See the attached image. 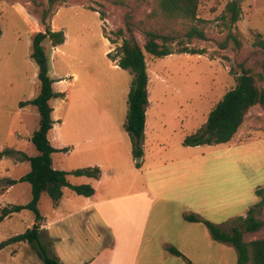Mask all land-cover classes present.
Instances as JSON below:
<instances>
[{
  "label": "rangeland",
  "instance_id": "1",
  "mask_svg": "<svg viewBox=\"0 0 264 264\" xmlns=\"http://www.w3.org/2000/svg\"><path fill=\"white\" fill-rule=\"evenodd\" d=\"M230 1L200 0L201 21L196 24L205 30L207 38L194 39L188 44L185 34L193 23L167 19L159 0H0V150L10 148L29 157L39 154L33 136L39 128L40 114L34 104L23 103L40 93L38 67L31 57L32 39L34 34L45 30L42 13L51 7L49 24L53 30H62L65 34V42L60 46H53L50 40L44 42L50 75L56 80L54 88L65 93L64 97L51 101L55 123L49 139L57 149L52 156L53 166L69 172L71 184H90L98 189L102 199L125 197L111 204L110 218L98 214L96 209L76 212L67 221L58 223L51 233L71 235L72 231L75 247L90 255L99 251L102 255V250L109 248L108 244L104 245L108 240L103 233L115 235L110 231L112 222L121 227L131 224L130 228H134L133 220L140 216L130 195L146 187L145 168L160 166L167 170L174 164L173 168L179 169L185 164L181 161L189 156L197 157L187 159V164L195 167L196 181L203 183V179H210L226 186L228 215L221 218L224 222L240 214L235 209L246 216L247 210L258 202L253 188L264 184V110L259 105L250 109L233 141L184 144L187 136L205 127L214 107L236 86L241 63L261 71V56L255 51L254 41L258 33L264 35V0H240L241 17L232 30L243 46L237 49L230 42L224 49L220 44L231 29L224 18ZM128 11L134 14L136 35L141 43L145 42L144 32L154 30L173 34L190 48L202 50V54L181 53L183 45L177 40L173 54L163 57L147 54L149 102L141 157H135L132 139L125 127L133 74L119 67L118 59L114 60L116 48L122 42L115 32L124 27ZM21 156L14 154L0 159V210L7 205H26L32 199L29 182L7 183L8 178L19 179L30 172V161L19 160ZM90 166L101 168L99 180L72 173ZM165 175L163 172L159 178ZM160 183L168 189L174 186L168 180ZM63 195L65 201L59 210L65 215L80 209L87 200L70 187L64 189ZM169 196L173 201H169L161 225L167 224V228L175 224V204L184 201L177 189ZM191 200L192 197L186 201ZM162 205L158 202L155 206L149 230L157 227L153 221L159 220L156 214ZM53 206L51 198L43 194L39 205L42 216L53 217ZM34 221L36 215L30 209L14 214L0 223V242L23 233ZM97 223L108 230L97 228ZM225 227L229 230V225ZM131 234L129 243L120 250L129 253L123 256L125 260L134 256L140 242L134 236L136 232ZM46 236L47 231L41 233V241L49 253L55 249L66 252L70 241L53 243ZM261 237L264 230L246 234L247 240ZM145 241L139 264H174L166 261L156 247L164 240L153 241L149 233ZM186 244L197 258L201 253L198 250L203 251L205 247L211 251L200 235L192 234ZM227 246L225 262L219 263V260L212 264L237 263V249L231 244ZM8 248L12 254L16 253L13 264L41 262L27 242L12 243ZM67 253L65 264H71V252ZM207 253L200 256L206 260ZM212 258L218 259V253Z\"/></svg>",
  "mask_w": 264,
  "mask_h": 264
},
{
  "label": "trees",
  "instance_id": "2",
  "mask_svg": "<svg viewBox=\"0 0 264 264\" xmlns=\"http://www.w3.org/2000/svg\"><path fill=\"white\" fill-rule=\"evenodd\" d=\"M52 4L53 1H51L50 6ZM159 6L167 19H183L193 23L185 34L188 44L192 43L194 39L207 38L205 30L196 24L201 21L198 13L200 0H159ZM50 9L51 7L42 13L45 30L34 34L32 39L31 57L38 67L40 93L31 101L23 103V105L34 104L40 114L39 128L33 136V143L39 154L29 157L10 148L0 150V159L5 156L21 154L19 160L30 161L31 170L29 173L19 179L8 178L7 183L13 185L18 182H29L32 191V199L28 204L3 206L0 210V223L7 217L26 208L35 213L36 223L23 233L0 242V250L12 243L27 242L37 252L43 264H62L61 259L55 253H49L47 247L41 241V223L43 220L39 208L41 198L43 194H47L53 204L58 205L66 187H70L77 194L86 197L94 195L95 188L90 184H71L68 179L69 172L56 169L53 166L52 156L57 149L49 139V133L55 123L53 118L54 107L51 105V101L58 97H64L65 93L58 92L54 88L56 80L50 75L49 56L46 53L44 42L50 40L53 46H60L65 42V34L62 30L52 29L48 22ZM226 11L224 18L231 29L220 47L225 49L231 42L234 47L240 49L243 46L242 40L232 30V27L241 17L240 0L228 2ZM136 32L134 14L128 11L125 15L124 27L118 28L115 32L117 38H120L122 42L116 48V58L114 60L118 59L117 64L119 67L129 70L133 74L128 95V114L125 127L131 136L135 157H141L143 155L146 112L149 102L148 85L150 77L147 54L163 57L175 53L173 45L178 38L173 34H162L154 30H146L144 32L145 42L141 43ZM1 33L0 27V35ZM186 42L178 40V43L183 45L180 48L181 53L202 54V50L190 48ZM254 45L257 48L256 53L261 56L259 64L261 71H256L254 67H247L244 62L241 63L236 86L227 91L214 107L205 127L194 135L185 138V145H212L230 142L239 132L251 108L259 105L264 110V35L262 33L256 35ZM108 55H111V52ZM72 173L77 176L99 179L101 168L90 166L74 170ZM256 195L258 202L247 210L246 216H235L223 224L216 223L195 213L185 214L184 217L190 222L204 223L209 229L213 240L233 245L238 252L236 264H264V237L253 240L246 239V234H256L264 230V186L256 189ZM226 225H229V230L225 227ZM167 250L173 255L182 257L188 264H195L177 247L168 246Z\"/></svg>",
  "mask_w": 264,
  "mask_h": 264
},
{
  "label": "crops",
  "instance_id": "3",
  "mask_svg": "<svg viewBox=\"0 0 264 264\" xmlns=\"http://www.w3.org/2000/svg\"><path fill=\"white\" fill-rule=\"evenodd\" d=\"M234 138L231 141H233ZM190 158L194 159L197 157L189 156L186 159H183L181 163L183 162L185 164L179 169L173 168L175 166L174 164L169 168H167V170H163L164 167H160V166H151L145 168L143 172L146 175V185H145L146 187L141 189L139 192H135L132 195H130L133 198L132 201L134 203L135 211L136 213L139 212L140 216L139 217L136 216L134 218L133 220V223L135 224L134 228H130L131 224L130 225L124 224L121 227L119 225H116L115 221L112 222L113 227L110 229V231L113 232V234L115 235L114 236L108 234L105 235V233H103L105 240L106 239L108 240L107 242L104 241V245L105 243L108 244L107 246L109 248L106 251L104 248V251L102 250V255L100 251L97 252L96 255H90L84 253L83 250H80L77 247H75L73 244L74 236L72 231H70L71 235L70 234L56 235L53 233L54 231L52 233L50 231L54 230L55 226L58 223L67 221V219L76 212H81L85 210L89 211V209H96L98 210V214L100 212L101 214H106L109 217V215L112 214L110 208L111 204L118 200L124 199L125 197L123 198L112 197V198L102 199L99 196L98 189H95V194L90 197H87L85 205H83L80 209L65 215L62 214L61 210H59L65 201L63 195L59 204L53 206L54 216L49 217L48 215L43 217L41 223V233L42 232L45 233V231H47V236L49 237L50 242L53 243L70 241V243L68 244L69 246H67L66 252L62 253L60 249L54 250V253L61 259L62 264H65L64 254H68L67 252H71L70 253L72 256L71 259L73 260V263L71 264H82V263L139 264V256L140 253H142V248L146 242L145 240L149 237V233L151 234V240L153 241L154 239L159 240L160 238L164 240L160 244L158 245L156 244V247L160 249L163 258L166 261L170 260L174 262V264H188L187 261L184 260L182 257L173 255L167 250L168 246H175L195 264H212V262L218 263L219 260H220L219 263L221 262V260L222 263H224L225 262L224 257L228 250L227 244L213 240L209 229L204 223L187 221L184 215L195 213L204 218L212 220L216 223L219 224L225 223L226 221L224 222L221 218L226 214L228 215V211H227L228 190H226V186H223V184L221 183L215 184L210 179H203L202 180L203 183L196 181L194 177L195 167H193L192 164H187L189 162L187 159ZM163 172L166 173L165 175L166 177L159 178ZM162 180L165 181L168 180L169 182H173L174 186L171 189H168L162 185L163 183L162 184L160 183V181ZM260 186H264V184L257 185L253 189L256 190ZM176 189L177 191H179V195L181 196V199L184 201H182L183 203L180 202L175 204L176 205L175 224L168 226V228H167V224L161 227L162 218H163V214H165L166 212V207L169 206V201H173L171 199V196H169V194L171 193L172 195L173 191H175ZM190 197H192V200L187 202L186 200H189ZM158 202H160V204L163 205L161 206L162 208L161 211L159 209V211L156 214L159 216V220L157 218V220L153 221V224H157V227L152 226L149 230L150 227L149 225L153 218L154 209L155 206L158 204ZM237 210L238 209H235V212H239L240 214H237L235 216L245 214ZM141 213H143V215ZM235 216L230 217L228 220L232 219ZM10 217H7L6 219ZM6 219L1 223L5 222ZM34 223L35 221L32 224ZM96 226L97 228L102 230L107 229L102 225L100 226L99 223H97ZM133 232H136V235L134 236H138L140 242L134 256L131 255L129 257V260H125V257L123 256H125L127 253L126 254L124 253L125 250L124 251H120V250L121 248H124L125 244L129 243L127 239L131 238L132 236L131 233ZM171 232L172 234H170ZM192 234H196L197 236L200 235L205 240L206 243L205 246H208L209 249H211L210 251L204 247L203 251L198 250L199 252H201L200 255L208 252L207 259L209 261H206L207 259L205 260L200 255L197 258L196 257L197 255H194L193 251L189 249L188 245L186 244V240H190ZM180 238L183 239V241ZM151 244H153V242ZM8 249H9L8 246H6L5 248L0 250V264H13L12 261L15 259L16 253L12 254V252H9ZM214 251L218 253L219 255L218 259L212 258L213 254L215 253ZM37 264H43V263L38 262Z\"/></svg>",
  "mask_w": 264,
  "mask_h": 264
}]
</instances>
